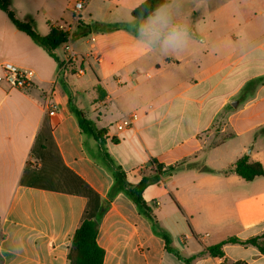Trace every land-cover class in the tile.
<instances>
[{
	"label": "crops",
	"instance_id": "0c3cea01",
	"mask_svg": "<svg viewBox=\"0 0 264 264\" xmlns=\"http://www.w3.org/2000/svg\"><path fill=\"white\" fill-rule=\"evenodd\" d=\"M9 1L36 32L39 17L47 23L43 36L73 22L76 0ZM82 1L78 23L126 29L78 37L75 28L55 51L62 68L0 11V77L3 63L33 73L25 90L0 81V264H66L84 217L98 220L103 264H264L250 245L226 244L218 257L207 250L264 232V177L223 174L244 156L264 167V0H182L190 37L167 56L147 51L128 27L141 0ZM218 28L231 32L213 39ZM73 109L103 131L99 141L89 136L96 156ZM132 113L133 127L117 131ZM102 154L131 184L153 176V162L184 163L142 192L157 233L123 194L108 201Z\"/></svg>",
	"mask_w": 264,
	"mask_h": 264
},
{
	"label": "trees",
	"instance_id": "16d2710c",
	"mask_svg": "<svg viewBox=\"0 0 264 264\" xmlns=\"http://www.w3.org/2000/svg\"><path fill=\"white\" fill-rule=\"evenodd\" d=\"M161 2L162 0H146L144 3H141L138 7L131 11V16H135L136 11L144 8L146 5L155 7ZM0 11L5 13L8 20L18 31L24 33L36 46L45 51L46 54L58 64L59 68L64 66L62 61L56 55L55 51L60 46L68 43L67 34L65 32L50 26L49 33L47 35L43 36L38 34L31 19L20 20L15 17L13 11L10 9L9 0H0ZM111 29H126V25L116 24L107 28L104 26V24L98 22H94L89 25L78 23L75 30V35L78 37L87 36L92 33L109 31ZM72 112L82 134L93 137L96 141H99L102 138L103 131L96 130L93 123L86 119L80 110L73 109ZM100 157L102 164L108 169L112 177V185L107 194L108 201L112 200L118 194H123L133 203L137 212L149 222L152 231L157 233L156 218L152 209L143 200L142 192L147 185L155 182L157 177L171 176L175 171L183 167L184 163L182 162L176 166L166 167L162 164L153 162L152 164L155 168L154 175L151 177H142V179L137 184H131L126 180V175L122 169L118 166H114L112 160L107 154H102ZM194 166V164H186V167ZM227 173H233L241 179L250 182L256 178L264 177V167L258 162H249L248 157L244 156L223 172V174ZM103 211L104 209L101 210V213H103ZM97 231V219H89L84 217L81 220L80 224L70 238L66 264H103L104 251L98 246L96 242ZM161 236L163 237L167 246L168 238L163 234ZM3 238L4 236L0 232V241L3 240ZM263 238L264 232L259 236L249 238L245 241H241L236 237H229L216 245L208 247L207 250L212 257H218L222 254L221 249L224 245L240 244L254 246L264 254V245L261 241ZM167 250L170 249L167 248Z\"/></svg>",
	"mask_w": 264,
	"mask_h": 264
},
{
	"label": "clouds",
	"instance_id": "9594fccd",
	"mask_svg": "<svg viewBox=\"0 0 264 264\" xmlns=\"http://www.w3.org/2000/svg\"><path fill=\"white\" fill-rule=\"evenodd\" d=\"M130 21L129 29L135 33L137 43L149 52L167 56L179 54L186 46L188 28L182 0H162L155 7L146 5Z\"/></svg>",
	"mask_w": 264,
	"mask_h": 264
},
{
	"label": "built area",
	"instance_id": "2783aa9c",
	"mask_svg": "<svg viewBox=\"0 0 264 264\" xmlns=\"http://www.w3.org/2000/svg\"><path fill=\"white\" fill-rule=\"evenodd\" d=\"M84 1L82 0H76L73 2L71 10L73 13V22L69 23L67 25L64 24H58L55 26L60 31H63L67 34L68 41L71 39L74 29L76 28V25L78 23V18L80 16V12L84 8ZM67 59L70 61L76 57L74 53L67 54ZM2 69V76L0 77V81L4 80L11 88L18 89V90H25L32 86V71L29 70H20L17 67L13 66L9 63H3L1 64ZM78 75L83 74V69L79 68L77 70ZM52 91L47 94L46 97V103L52 108V110L49 112V115L54 114L55 105L52 100ZM137 119V114L132 113L126 117H124L122 120H120L116 125L115 128L117 131L122 132L126 129H130L133 127V124L135 120Z\"/></svg>",
	"mask_w": 264,
	"mask_h": 264
},
{
	"label": "rangeland",
	"instance_id": "374dc122",
	"mask_svg": "<svg viewBox=\"0 0 264 264\" xmlns=\"http://www.w3.org/2000/svg\"><path fill=\"white\" fill-rule=\"evenodd\" d=\"M10 9L12 10V8H11V6H10ZM13 11V10H12ZM13 13H14V15H15V17L17 18V19H21L20 18V16H19V13L18 12H14L13 11ZM4 16V15H3ZM4 19L5 20H8L5 16H4ZM10 21L8 20V23H9ZM60 24H64V25H66L65 23H63V22H59ZM37 33H39L38 31H43V29H45V28H48V25H47V23H45V21H43V19L41 18V17H39L38 18V24H37ZM129 27V26H128ZM35 30H36V28H35ZM228 32H231V30H227V29H220V28H218V29H216V30H214V32H213V39H215V36L214 35H216V33H218V35H221L222 33H223V35H226V34H228ZM40 34V33H39ZM190 36L188 35V38H189ZM225 40H227V41H232V40H234V39H231L230 37H228L227 36V38L225 39ZM73 49V48H72ZM74 49L76 50V51H81L80 50V48L77 46V45H74ZM60 50H58L57 51V53H60L59 52ZM72 51H74V50H72ZM75 52V51H74ZM76 53V52H75ZM156 55H159V54H156ZM161 56H163V55H161ZM172 68L174 69V66L172 65L168 70L169 71H171L172 70ZM85 142H86V144H87V149L89 148L88 147V144H89V136L88 135H85ZM89 150V152L92 154V155H94V156H96V154L92 151V149H88ZM101 163H102V160H101V157H99V159H98ZM165 178H166V176H164Z\"/></svg>",
	"mask_w": 264,
	"mask_h": 264
}]
</instances>
